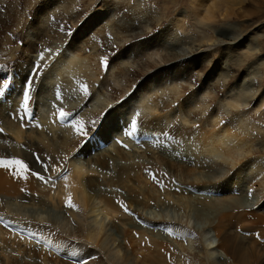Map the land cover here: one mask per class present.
Here are the masks:
<instances>
[{
  "label": "bare ground",
  "instance_id": "obj_1",
  "mask_svg": "<svg viewBox=\"0 0 264 264\" xmlns=\"http://www.w3.org/2000/svg\"><path fill=\"white\" fill-rule=\"evenodd\" d=\"M0 3L2 2L0 1ZM240 3H242V1ZM62 8H64V6ZM206 8L210 10L211 7ZM229 8L230 7H227L225 9L224 15L230 16L235 13L232 9H230L231 12L228 11ZM59 12L60 11L57 10L51 13H53V16L60 18L62 14ZM63 12V16L69 13L64 16L69 19L71 12ZM1 14L2 13H0V15ZM210 14H207L206 10V18H209ZM49 16V9L45 7L42 11H40V9L38 12L36 11L34 20L31 23L27 22L28 25L25 29L26 39L25 41L23 40L24 44H21L22 51L24 50V52L21 55L18 54L20 56V58H17L19 66L17 64L18 68H15L18 80H23L28 74L29 69L33 66V61H35L34 57L37 56V53L52 46V38L56 32H58V22H56L55 19L52 21L53 16ZM71 19H74V14ZM89 20L92 21V18ZM105 32L106 29L102 26L95 35H91L87 40L77 34L70 37L71 40L68 42V47L77 54L75 53L76 55L68 60H66L67 58L61 59L60 62L58 61L59 65L62 66L65 64V66L68 65V68L74 66L78 69L80 72H74V74L76 73V78L73 77V82L79 80L86 82L90 95L84 98H75L78 99L77 101L81 102L80 104L78 102L73 103L71 99L67 100L68 96H66L64 100L66 105V108H64L65 111H72L73 113L77 109L87 105L88 97H91L90 89L92 88L93 91L96 83H103L106 81V76L101 70L104 51L117 46V40L123 42V40H125L124 38L127 36H129L127 38H132L131 41L139 38V36L133 33V30L132 32L123 34L113 27L111 33L114 34V36H110L109 41L105 38ZM124 32H127V30H124ZM29 34H32V36H29ZM107 34L109 35V31ZM233 34L232 32L218 31L217 39L211 45L228 43L223 44L224 50H222L220 58L217 61H214V59H212L213 62L211 60L207 61L206 55L209 48H205L206 45L204 44L197 43L182 52L176 50L171 51L169 48L170 51L167 50L163 59V64L167 66L177 63L180 60L189 59L196 70H204L203 78H197L196 80H203L200 86L203 85L204 88L210 89V106L213 102L221 98V95L219 97L218 94L220 93L219 89L223 87L225 92L227 90H235V95H233L230 102L227 103L228 106L233 105L234 107L236 104L248 102L250 108H256V104H259L258 106L260 108L264 103V88L261 90L256 87L252 88V80H246L247 73L250 71H239L245 66L247 58L241 59L236 53L237 48L231 47L233 42L230 43V41L235 38ZM61 38L67 40V34ZM10 39L11 37L6 38L5 41L8 42ZM208 43L207 41L206 44ZM4 47L3 54H7L8 58H14L15 49L12 48V46H10L9 49ZM202 63H204V65L206 63V67L204 65V67H201ZM115 64L118 66H116L114 72L112 71L114 77L127 76V80L132 84V86H127L126 88L112 86L111 89L114 92L113 94H117V97L121 98V96H126V92L133 90L134 85L140 84V77H137L135 70L129 67H123L118 60H116ZM233 65L238 68V71L235 70ZM44 67V78H46L45 76L52 71L54 66L53 64L51 66V64L46 63ZM146 67L141 68L140 76L144 77L152 65L148 64ZM206 70L208 71L205 72ZM193 76H195L194 70H190L187 78L192 81ZM145 77H148V75ZM2 78L4 79L5 77L2 76ZM63 79L62 81L66 88V86L68 87L66 83L70 82V78L66 76V78ZM71 80L73 79L71 78ZM220 81H223L222 87ZM39 83L42 87L45 85L42 80ZM143 85L144 83L142 86ZM187 88L188 87L184 88L182 91H177V88H173L170 91L164 92L165 96L164 94L159 95L157 91L151 92L152 94L148 96L142 95L141 98L145 102L147 101L146 106L149 113L141 118V121L144 123V126L145 121L155 120L160 122L156 126V131H160V129L170 124L172 127L166 128L165 130L174 133L176 136L175 139L184 140V143L188 144L186 148L190 146L194 147L195 149L190 147L193 149L194 153L192 152V154H194V159L189 158L186 152L185 158L183 157L184 159L174 157V154L171 156L167 153L166 146L145 139L138 143V147L137 143L133 144L132 148H125L121 144L113 142L110 143L108 147L103 148V150L92 153L91 147L87 145V137L82 139L77 133L71 135L67 134L65 130L73 127L70 121H68V125L62 124L63 126L55 121L58 110L50 116L51 123H48L46 119L41 118L39 120V117L32 123H27L26 117L20 119L19 116L23 114L21 110L19 115L17 114L18 100L16 97L18 96V89H12L8 99L12 96L14 98L12 105L15 109H12V111L16 113V116L12 114V111H6L4 100H2L3 103H0V119L4 121V124L8 128V135L4 132L0 133V158H11L12 156L22 158L29 164L32 171H41L40 167L34 164L35 155L39 154L41 160L50 165L48 170L42 173L47 179L48 177H55L61 172L66 171V173L58 182H52L50 181L51 179H49L48 182L45 183L31 175L27 181L18 179L11 175V170L0 168V202L3 203L6 200L9 204L17 205L18 209L23 206L24 203H33L32 206H41L44 212H47L48 206H51L53 203L57 206L59 204L63 205L64 203H68L69 199H71L72 203L77 202L81 204L93 219L89 223H83L78 220L74 222L73 228L71 227L62 232L72 236L73 240L83 239L89 243H95L99 249L103 250L106 257L105 259H108L112 264H184L183 260L180 261L181 255L180 250L176 246V240L166 236L160 231L158 232L156 229L145 228L143 225H140L136 222L134 217L129 215V213L126 214V212L121 209V207H123L121 202L127 203L134 211L140 213L142 217L147 216V213H149L153 207L163 210L167 208V206L165 207L164 205L181 206L187 209L190 207L196 212V218L201 225L199 228L202 229V235L206 231L204 229H208V227L216 231L215 234L219 241L215 247L217 246L219 251L221 249L223 253L222 256H224L217 261L219 264H226L229 261L231 264H249V261L253 257H256V259L260 258L261 262H259V264H264V247L258 243H262L261 240L264 239V213L261 212L264 207L261 204H257L258 207L245 206L249 199L247 198V192H238V194H235L237 192H233V190L236 188L229 191L230 188L228 187L230 183L241 184L240 182L244 181L243 179H246V177L253 180L264 178V158H261L264 156L259 157V155H256V153L264 152V137L263 134H261V127L252 126L249 121H244V119L238 120V114L235 112L234 115L236 116L232 118L224 117L225 114H222L219 116V119L217 117L219 111H217L216 106L214 111L213 109L210 111L209 105L203 106L201 112L193 111V104L197 102L196 89L193 90V93L186 95ZM168 93L172 95L173 102H171V99H168L170 102H167L165 97ZM131 94L133 93L131 92ZM175 94L177 95L175 96ZM189 98L191 100L187 101ZM175 102L178 107H175ZM196 105L198 106V104ZM123 107H127V104ZM36 108L35 111L37 112ZM58 108H60V105ZM103 108L104 109L101 110L102 112L99 110L94 111L90 117L83 119L86 129H88V135L96 130V128L91 126V122L100 121V117H102L105 109L108 107L104 106ZM178 111L179 114H177ZM203 111L208 113L202 115ZM247 115L248 114H245V116ZM57 116H59V114H57ZM162 122L164 124H162ZM38 123H40V126H38ZM32 124L38 126L37 130L27 132ZM108 124L109 121L103 122L102 129H99V123L97 124L100 131L99 134L103 132L106 133ZM125 125L127 126L128 124ZM150 125L151 124H148L146 127L149 128ZM195 125H199V128H194ZM25 127H27V129H25ZM190 128L194 129L190 130ZM192 134H195V137L190 138L189 136ZM12 136L16 138L17 142L11 138ZM23 138H25V141H23L24 143H19L20 141L18 142V140ZM97 138L98 133L95 136V139ZM127 140L126 142L128 144H132L129 142L132 141L130 138ZM189 140H191V142ZM42 142L46 145H43ZM91 142L93 143V141ZM186 151H188V149ZM245 151H247L250 156L240 158ZM79 153H84L85 155L83 162L77 161L79 159L76 160ZM209 155L220 159L224 164H228L229 172L232 170L231 174L229 173L226 175L224 179L217 184V188L221 189L223 192H227L225 193L227 195L223 199L217 200L205 195L192 194V192L190 193L187 190H177L173 188L174 184L171 182L163 183L164 185H162V182L154 184L151 181L150 183L147 181L150 176L147 175L148 168L152 170L154 166L152 165L154 163L153 161H157L161 163V168L166 174L167 172H169L171 176L177 174L183 181L194 183L199 188H216V182L212 179H204L197 175L198 171L196 172L197 168L202 166V157H208ZM49 157L51 158L50 160ZM198 163H200L199 166H197ZM64 169L66 170L63 171ZM215 170V167H210L207 169V172H209L208 174L217 173ZM227 196L229 197L226 198ZM11 198L15 199L12 203L10 202ZM50 202L51 205H49ZM0 211L3 213L2 209H0ZM152 211L148 216L152 215ZM210 212H213L215 217H213ZM156 215L158 216V213ZM2 217L3 215L0 217V249H2L7 256L13 253L18 254V252L21 251L25 253V255L23 254V258L26 256L30 264H70L68 261H65V259L62 260L58 257L54 258L56 261L47 256L43 257V253L34 249V246L23 248V241L26 244L32 243L27 241V239H23V237L21 238L18 231V235L13 234L12 232L16 230V226H11L13 223L7 220L9 223L8 226ZM38 218L30 222L32 227L44 230L50 228L51 230H56V227L51 224L52 222H50V220L48 221L49 223H46V221L42 223ZM150 220L153 222L160 221L156 218ZM163 220L165 221V219ZM10 227L11 229H8ZM113 227L116 231L109 234L110 228ZM10 230L12 232H10ZM121 232L123 234H121ZM117 234L119 237L121 236V238L117 237ZM111 235H113L112 238H110ZM10 237H13L14 241ZM213 247V244H210V247L207 246L205 250L206 253L213 254L217 249L213 250ZM153 251H158L159 253H153ZM169 252L172 253L170 257ZM23 258L20 259L21 262ZM173 258H177L179 263L177 261L173 262Z\"/></svg>",
  "mask_w": 264,
  "mask_h": 264
},
{
  "label": "rangeland",
  "instance_id": "obj_2",
  "mask_svg": "<svg viewBox=\"0 0 264 264\" xmlns=\"http://www.w3.org/2000/svg\"><path fill=\"white\" fill-rule=\"evenodd\" d=\"M0 1L2 2L0 3V9L1 8L3 9L0 10V13H2L0 15L1 16L0 17V44H1L0 67H4L5 71L9 70L10 74L13 75L12 79H10V82L13 84L11 89L5 92L4 97H0V100L1 101L4 100L5 102L7 112L12 111V109L13 110L15 109V107H13L12 105V102L14 101L13 96L9 98L10 100L8 99V96H10L12 89H18L17 92L18 94L22 86L21 85L22 80L20 79L18 80L17 74L15 72V68H18L17 58H20L19 55L23 54L24 52V50L22 51L21 47L26 39L25 29L28 23L29 22L31 23L34 20L36 11L38 12L39 9L40 11H42L46 7L47 9H49V14H50L49 17L53 16V13L57 10L60 11L59 13H61L62 16L64 13L63 11L65 12L70 11L71 16L69 19L65 18L64 16L69 14L67 13L64 14L63 17L60 16V18L56 16L52 17V21L53 19H55L56 22H58V32H56V34L52 38V42H53L51 44L52 46H49L45 50L41 51L44 53V57H45L44 60H41V64L44 63L45 66L46 63L51 64V66L53 64L54 67L52 71H50L49 74L47 75L48 77L45 76L46 78H43L42 80V82L44 81L45 85L42 87L43 91L40 93L39 103L38 105H36L37 108L35 107L37 110V117H39V120L42 118V119H46L48 123H51L50 116L55 111L58 110L59 105L60 107L66 108L64 101L66 96H68L67 100L71 99L73 100V103L78 102L79 104L81 102L77 101L78 99L75 98L87 97V95L83 93V90L81 88V85H83L82 83L86 84V82L81 80L73 82L74 78H76V73L79 70L76 69L74 66H73L74 68L73 67L68 68L67 67L68 65L65 66V64L61 66L59 65V62L63 58H67L66 60H68L77 54L76 52H74V50H71L68 47V42L71 40L70 39L71 36L77 34L78 36L82 37L83 39L85 38L87 40L88 37H91V35L92 36L95 35L98 29H100V27L103 26V28L106 29L105 38H107L109 41H110V36H114V34L111 33L113 27L116 30H119V32L121 31L123 34L132 32L133 30V33L139 36V38L134 41H131L132 39L131 37L127 38L129 36L125 37L124 38L125 40H123V42L117 40V46H114L109 50L104 51L103 55L104 56L109 55L110 58L112 59L111 54L113 53V51L118 50L121 53H126L124 55H121L119 59H117L119 63L123 67H129L132 70H135L137 77H140V81H139L140 84L143 79L145 80H143L142 82V84L144 83L143 86L142 84L134 85L133 89L135 87L136 89L132 92L133 94L131 93L125 94L126 96L128 95L127 99H124L126 96L124 97L121 96V98H118L117 94H113L114 92L111 89L112 86H116L117 88H121V87L126 88L127 86H132L131 82L127 80L128 79L127 76L125 77L119 76L117 78L114 77L112 71L114 72L116 70V66L118 65L116 64L113 65L114 68L112 67L113 70L111 69L110 72H105V70L102 67L101 70L103 71V74L106 76V81L103 83L102 82L96 83L95 89L93 91L92 88L90 89L91 97H88L89 99L87 98L88 99L87 105H84L83 107L80 108L81 112H79L78 115L76 114L80 109H77L75 112H73L77 120H83L85 118L90 117L94 111L99 110L100 112H102L101 110L104 109L103 108L104 106H107L108 107L107 109L110 111L109 109L110 105H117L116 110L112 112V114L109 115L108 118L103 121V122L109 121L108 130L106 131V133L103 132L102 134H99L100 132L99 131L98 135L107 136L109 134V128L119 129L120 128L119 120L120 118H122L123 114L125 115L128 113L127 116L129 117L132 116V114L136 111L135 108H132V106L135 103H136L135 106L138 107L137 111H142L143 113L141 118H143L145 115H148L149 112L146 106L147 101L145 102L141 98L142 95L145 96L151 95L152 94L151 92L153 91H157L159 95H162L164 94V92L170 91L173 88H177V91H182L184 88L188 87L186 89V95L193 93V90L196 89V98H197L196 104H198V106L196 104H193V109H192L193 111L201 112L202 107L205 105H209L210 111L212 109L214 111L216 106L217 111H219V114H217V117L219 119H220L219 116H221L222 114H225L224 117L232 118L236 116L234 115L235 112L236 114H238V120L244 119V121H249L252 126L261 127V134H263L264 137V103L260 108L258 106L259 104L255 105L256 108H250L248 102L239 103V105L243 106L242 110H237L235 107H229L227 103L230 102L231 97L235 95V90H227L225 92V90L222 87L223 81H220L222 88L219 89L220 93L218 95L219 97L221 95V98L216 102H213L212 105L210 106L211 104L210 102L211 94H209L210 89L204 88L203 85L200 86L203 80L200 81H198L199 79L196 80L197 78H203L204 70H196L194 65L191 64V62L189 61V59L180 60L177 63L170 64L167 66L163 64L164 63L163 59L164 56L166 55L167 50L170 51L171 49V51L176 50L182 52L197 43L204 44L206 45L205 48L207 49L209 48L208 49L209 51L207 52L206 55L207 61L211 60L213 62L212 59H214V61L215 60L217 61L220 58L222 50H224L223 44H226L228 42L221 43L219 45L217 44L211 45V44L217 39L218 31L232 32L234 33L233 35L235 38L234 40L230 41V43L233 42L231 44L232 45L231 47L237 48L236 53L239 57H241V59L247 58L245 66L241 68L239 71H243V70H247V72L250 71L247 73L248 75L246 80H252L253 82L252 88L256 87L259 88L260 90L263 89L264 88V63H263L264 62V0H230V1L229 0L227 1L226 0H219V1L218 0H0ZM241 1L242 3H240ZM61 6L62 7L64 6V8H62ZM206 7H211V8L209 10V8ZM227 7H230L228 11L231 12L230 9H232V11H235V13L230 16L224 15L225 9ZM206 10H207V14L211 13L209 18H206L207 16ZM73 14H74V19H71ZM89 17L92 18V21L89 20L91 19ZM124 30H127V32H124ZM108 31H109V35L107 34ZM65 34H67V38H68L67 40H63L61 38L64 37ZM30 35L32 36V34H29V36ZM10 37H11L10 41L8 42L5 41L6 38H10ZM207 41L209 42L208 44H206ZM10 46H12V48L15 49L14 58L13 57L8 58L7 54H3L4 51L3 47L4 48L7 47L9 49ZM47 49H51V52H48ZM41 52L37 53V56L34 57V60L36 62L40 61L39 55ZM206 63L205 65L204 63H202L201 67L203 65L206 67L207 65ZM148 64L152 65V67L150 68V70H148L146 74L148 75V77H145L146 75L144 77L140 76L141 68L146 67V65ZM233 67L235 66L233 65ZM44 68H43V73H44ZM236 68L237 67H235V70L238 71V68L237 69ZM190 70H194V74H195L194 83L187 78ZM75 71L76 73L74 74ZM207 71L208 70H206L205 72ZM66 76L70 78V82L66 83L68 87L66 86L65 88L62 80H64L63 78H66ZM0 77L2 76L0 75ZM71 78L73 80H71ZM176 95L177 94H175V96ZM171 96L172 95H170V93L167 94V96L165 97L167 99V102H170L169 101L170 99L171 102H173ZM16 99L19 102L18 96L16 97ZM189 100L191 99L189 98L187 101ZM121 101H123V103H120ZM176 102H175L176 106L174 105V103L173 105L175 107H178ZM126 104L127 107L124 108L123 106ZM85 112L88 113L84 114ZM206 113L208 112L203 111L202 115H205ZM12 114L16 116L15 112H13ZM177 114H179V111ZM245 114L248 115L245 116ZM84 115L85 117H83ZM70 122L72 123L71 119ZM140 122L143 123L141 119ZM125 124L124 126H126ZM162 124L164 123L162 122ZM63 125H68V123ZM38 126H40V123H38ZM38 126L32 124L31 128H29L27 132L31 130H37ZM0 127H2L4 129L3 132L7 133L8 135L7 132L8 128L4 124V121L1 119H0ZM73 127H70L69 129L65 130L68 135L73 134L71 130V128ZM151 127L152 126L150 125L149 129ZM145 128L147 127L145 126ZM25 129H27V127H25ZM193 129L190 128V130ZM86 130L88 131V129ZM76 133L77 131L74 134ZM13 136L11 138L15 140V142H17L16 138ZM154 136L155 137L157 136V132L156 134H154ZM189 137L190 138L195 137V134H192ZM81 138L85 139L86 137H81ZM127 139L128 137L126 138V141H128ZM23 141H25V138L18 140L19 143H24ZM111 141L109 142V144L113 143V141L112 142ZM142 141L143 139L139 142ZM189 141L191 142V140ZM129 142H131L132 144H128L130 146L128 148H132V145L135 144V142L133 141H129ZM177 142H175L174 140L173 142H170L171 144L169 143V146L167 147V153L171 156L174 154L173 156L179 159H184L186 156L185 154L186 152L189 155V158L194 159V154H192L193 152L192 148L194 147L190 146L192 148L190 147L186 148L188 144L184 143V140L182 139H178ZM138 143H137V147H138ZM88 147L91 146L89 145ZM187 149L188 151H186ZM46 150L50 151L49 149ZM256 155H259V157L264 156V152L256 153ZM77 156L78 158H76V160L79 159L77 161L79 162L84 161L85 159L84 153L82 154L79 153V155ZM247 156L250 155L249 153H247V151H245L242 153V156H240V158ZM153 162L154 163L152 165L154 166L152 170H149L147 172L148 173L147 175L148 176L150 175L147 181L149 183L151 181L154 184L162 182V185H164L167 182L173 183L172 178L169 175L170 173L169 172H167V174L165 173V171L161 168V163L157 161H153ZM201 162H202L201 164L202 166L200 168H197L196 170V172L198 171L197 175L203 177L204 179H212L214 182H216V188L215 187L199 188L194 183L183 181L180 178V176H178L177 174H175L173 177L181 181L183 184H188L186 190L190 193L192 190L193 191L210 190L212 192H215L216 195L215 196L205 195V196L212 197L217 200L223 199L227 195L225 194L227 192H223L221 191V189L217 188V184L220 181H222L226 175H228L229 173L231 174L232 170L231 172H229L230 170L228 171L229 169L228 164H224L220 159L216 157L215 158L211 157V155H209L208 157L203 156ZM199 165L200 163L197 164V166ZM210 167H215L216 169L215 171H217V173L208 174L209 172H207V169H209ZM65 170L66 169H64L63 171ZM65 173L66 171L62 174L61 177H63ZM154 177L155 178L159 177V180H155ZM60 178L58 180H60ZM49 179H51L50 181L52 182L53 181L58 182L57 178L55 180L48 177V180ZM243 180L244 181L240 182L241 183L239 184L240 186L235 183H233L234 185L230 183L231 186L230 184L228 186L230 188L229 191H232L233 189L236 188L235 190H233V192H237L235 194H238V192L240 193L247 192L246 193L248 196L247 198L249 199L246 202L247 204L245 206L258 207L257 204L258 205L261 204L264 207V178H259V180H253L246 177V179ZM249 191H251V195L248 194ZM228 197L229 196H227L226 198ZM10 200L11 203L15 201V199L13 198H11ZM73 203L77 206L76 208L68 207L67 206L68 203L66 204L64 203L63 204L64 206L62 204H59L60 206L59 205L57 206L54 203L51 205L50 202L49 205L51 206H48L49 207V208L47 207L48 211L44 212L41 206L38 205L32 206L33 203L32 204L24 203V205L18 209L17 205L9 204V202L8 201L6 202L5 200L3 203L0 202V209L3 210V213H1V211L0 213L1 215H3L2 218L6 221V224L8 226L9 223L5 218H8L10 220L9 222L13 223L11 226L13 225L14 227L16 226L15 227L16 230L12 229L14 231L12 232L10 230V232L16 235L19 234L21 238L23 237V239H27V241L32 243V244H26L23 241V248L26 247L30 248L34 246L33 247L34 249H37L39 252L43 253V257L47 256L50 259H54L58 257L61 258L62 260L65 259V261H68L70 264H80L81 260H86L87 264H112L108 259H105L106 257L103 250L99 249L95 243H89L83 239L73 240L72 236H69L62 232L63 230L69 229L71 227L73 228L74 222L78 220L82 221L83 223H89L93 219L81 204L77 202H73ZM123 203H124L123 205L127 204L125 202ZM164 206L165 207L167 206L165 210L153 207L150 210V212L153 210L152 211L153 213H151L152 215L148 216V214L150 215L149 212L147 213V216H144L147 219L142 217L140 213L130 208V206H128V209L131 212V214L136 217L137 221L142 223V225L145 228L156 229L158 232L160 231L161 233H164L166 236H169L170 238L176 240L177 241L176 246L180 250V255H181L180 261L183 260L184 264H217L218 263L217 261H219L221 257H224L222 256L223 253L221 249L219 251L218 247L217 246L215 247V245H217L219 241L217 235L215 234L216 231L213 228L208 227V229L207 228L204 229L206 231L202 235V229L199 228L201 227V225L200 223H198V220L196 218L197 217L196 212L193 209L188 207L189 209L188 210L187 208L181 206L176 207L174 205H164ZM121 209L124 212H126L124 210V207H121ZM39 212L41 213L42 216L40 215ZM261 212L264 213V209ZM73 213L75 216L73 215ZM157 213L158 216L156 215ZM210 213L212 214L213 217H215V214L213 212ZM126 214H128V212H126ZM35 216L36 217L38 216L39 218L38 217L37 218L42 223H44L45 221L46 223H49L48 221L50 220V222H52L51 224H53V226L56 227V230H51V228L44 230L41 228L32 227L30 225L31 224L30 222L35 221V219H37ZM151 217L159 219L160 221L153 222L152 220H150L153 219ZM163 219H165V221ZM8 229H11V227ZM169 229L171 230V232L168 231ZM115 231L116 229H114L113 227L110 228L108 233L110 234ZM121 234L123 233L121 232ZM112 237L113 235L110 236V238ZM117 237H119L118 234ZM10 238H12L14 241L13 237ZM119 238H121V236ZM261 242L264 243V239H262ZM258 243L262 247H264V244L260 242ZM210 244L214 245L215 248L213 247V250H215L216 248L218 249V250L216 249L213 254L210 253L207 254L205 251L207 246L210 247ZM59 250L66 251L71 254L73 252H76V255L74 257L78 258V260L74 261V260H69L68 258L67 259L64 258V256L59 254L58 252ZM20 252H18V254L13 253L12 255L7 256V254L3 252L2 249H0V255H1L0 264H30L26 256L23 258L25 253L21 252L20 254ZM153 253H159V252L153 251ZM170 255L172 256L171 252H169V257ZM22 258L23 261L21 262L20 259ZM54 261H56V259H54ZM175 261L178 262L177 258H173V262ZM259 262H261L260 258L256 259V257H253L249 261V264H259ZM226 264H231V262L229 261Z\"/></svg>",
  "mask_w": 264,
  "mask_h": 264
},
{
  "label": "snow or ice",
  "instance_id": "obj_3",
  "mask_svg": "<svg viewBox=\"0 0 264 264\" xmlns=\"http://www.w3.org/2000/svg\"><path fill=\"white\" fill-rule=\"evenodd\" d=\"M47 51L51 52V49H47ZM124 54L126 53H121L117 50V51H113V53L111 54L112 55L111 60L109 59L107 55L102 57V66L105 72H110L113 65H115L116 63V60L119 59V57ZM39 59L40 60L45 59L43 52L40 53ZM40 68L41 66L39 65V63L36 61H33L32 68L29 69L28 74L21 81L22 86H21L20 92L18 93V97H19V102L17 106L18 115L21 109L25 115H31L33 111L35 110V106L38 105L39 103V95L43 91L42 85L39 83V81L43 80L44 78V73L40 70ZM192 82L193 83L195 82V76L192 77ZM9 87H10L9 85L3 83V78L0 77V88H9ZM81 88L86 95H90L88 86L86 84L81 85ZM4 96H5V93L3 91H0V97H4ZM30 102L33 105V107H30ZM0 103H2V101H0ZM120 103H123V101H121ZM229 107H233V105H229ZM234 107L237 110H242L243 106L236 104ZM116 108H117V105H110L109 106L110 111L106 112L100 121H92L91 126L93 128H97V124L99 123V129H102L103 121L107 119L108 116L111 115V113L116 110ZM58 114H59V120L61 122L71 119L73 126L76 128L78 135H80L81 137L88 136V131L86 130V126L83 120H77L76 116L72 112L65 111L63 107L58 108ZM142 114H143L142 111H135L132 114L131 119L128 121L130 125V129H131L130 131L127 132L129 136L133 135L140 129V118ZM76 115H78V113ZM19 118L24 119L25 116L20 115ZM158 123L160 122L155 121V120L145 121V126H147L148 124H151L152 127L150 129V133L156 134V130H157L156 126ZM171 127H172L171 125H166L165 128L160 129L159 136L171 138L170 133L167 130H165L166 128H171ZM194 127L199 128V125H195ZM99 129H97V133L99 132ZM3 131L4 129L0 127V133H3ZM150 133L144 132L143 134L149 135ZM159 136H157V139H159ZM50 159L51 158L49 157V160ZM34 164L38 165L41 171H32L29 164L22 158H18L15 156H12L11 158H0V168H3L5 170H11V175L13 177L27 181L29 179V176L31 175L47 183L48 179L42 173L46 172L48 168L50 167V165L48 163H45L43 160H41V157L39 156V154L35 155ZM248 194L251 195V191H249ZM121 204L124 207V210L126 212L129 211L127 206L123 205V202H121ZM67 206L71 208L77 207L74 203L71 202V199H69ZM168 231L171 232L170 229ZM71 255L74 257L76 255V252H73ZM80 264H87V261L81 260Z\"/></svg>",
  "mask_w": 264,
  "mask_h": 264
}]
</instances>
